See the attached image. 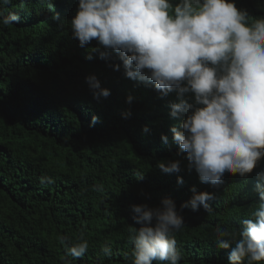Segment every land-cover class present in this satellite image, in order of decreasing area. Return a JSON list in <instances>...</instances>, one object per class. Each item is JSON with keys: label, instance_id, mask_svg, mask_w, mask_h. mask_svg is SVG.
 <instances>
[{"label": "trees", "instance_id": "trees-1", "mask_svg": "<svg viewBox=\"0 0 264 264\" xmlns=\"http://www.w3.org/2000/svg\"><path fill=\"white\" fill-rule=\"evenodd\" d=\"M234 2L250 19L264 18V0ZM77 3L0 2L5 14L20 15L14 25L0 23V264H133L130 228L140 225L131 206L158 207L166 197L185 224L175 233L179 264H228L215 228L236 231L251 216L264 158L246 177L225 174L217 187L201 183L171 142L170 128L183 119L170 116L175 92L162 98L151 84L126 78L117 54L101 59L91 51L95 40L81 48L70 26ZM55 14L59 21L52 20ZM89 75L110 90L107 98H93ZM173 160L180 161L178 173L157 166ZM41 177L54 183L41 184ZM193 187L214 194L210 210L181 209ZM61 236L72 243L83 237L87 253L66 256ZM104 246L110 255L103 254Z\"/></svg>", "mask_w": 264, "mask_h": 264}, {"label": "clouds", "instance_id": "clouds-1", "mask_svg": "<svg viewBox=\"0 0 264 264\" xmlns=\"http://www.w3.org/2000/svg\"><path fill=\"white\" fill-rule=\"evenodd\" d=\"M19 20L18 13L0 10L4 26ZM52 20L59 21V15ZM70 26L81 48L95 40L98 46L91 51L101 59L117 54L126 78L151 84L162 98L175 92L170 116L183 119L170 128L171 142L186 154L188 170H195L201 183L217 187L225 174L246 177L264 158V18L250 19L234 0H78ZM85 81L94 99L110 95L95 75ZM142 131L147 133V126ZM161 141L168 144L169 137L162 134ZM157 166L165 174L180 171L179 160ZM256 176L258 204L251 216L236 231L215 228V243L228 250V264L264 262V170ZM177 183H183L179 176ZM191 192L181 209L210 210L213 193L195 187ZM131 210L140 225L130 228L133 264H179L175 233L185 224L175 202L166 197L158 207L134 204ZM60 243L73 259L89 249L83 237L72 243L61 236ZM101 251L111 254L108 246Z\"/></svg>", "mask_w": 264, "mask_h": 264}]
</instances>
